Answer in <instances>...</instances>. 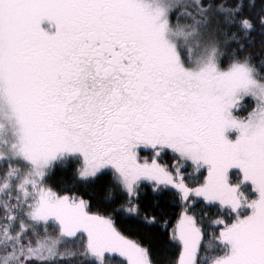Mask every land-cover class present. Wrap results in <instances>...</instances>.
Masks as SVG:
<instances>
[{
	"label": "snow or ice",
	"instance_id": "obj_1",
	"mask_svg": "<svg viewBox=\"0 0 264 264\" xmlns=\"http://www.w3.org/2000/svg\"><path fill=\"white\" fill-rule=\"evenodd\" d=\"M0 264H264V0H0Z\"/></svg>",
	"mask_w": 264,
	"mask_h": 264
}]
</instances>
